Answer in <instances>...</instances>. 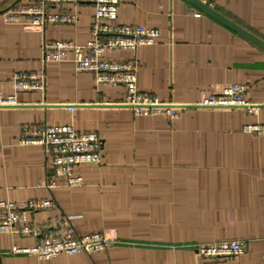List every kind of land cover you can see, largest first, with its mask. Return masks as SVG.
Masks as SVG:
<instances>
[{"label":"crops","instance_id":"crops-1","mask_svg":"<svg viewBox=\"0 0 264 264\" xmlns=\"http://www.w3.org/2000/svg\"><path fill=\"white\" fill-rule=\"evenodd\" d=\"M39 1L0 0V96L16 95V104L0 106V200L52 199V209L30 213L29 221L69 218L79 235L102 233L111 244L42 259L13 252L38 238L0 233V264H202L195 245L226 239L247 241L245 253L227 264H264V132L244 131L264 126V48L187 0H120L115 23L156 28L160 37L106 56L135 60L138 90L180 110L173 118L136 115L119 106L123 84H98L76 69L72 55L45 60L48 42L93 38L92 4L51 7L75 13L73 24L4 20L15 6ZM206 3L264 41V0ZM23 72L42 73L45 89L15 94L13 76ZM235 83L248 85L257 110L183 108ZM59 125L102 139V162L75 169L81 186L52 174L42 146L19 143L26 127ZM51 180L54 187L44 186Z\"/></svg>","mask_w":264,"mask_h":264},{"label":"built area","instance_id":"built-area-1","mask_svg":"<svg viewBox=\"0 0 264 264\" xmlns=\"http://www.w3.org/2000/svg\"><path fill=\"white\" fill-rule=\"evenodd\" d=\"M206 3V0H200ZM89 3L94 7L93 38L85 44L72 41L46 43L45 60L62 62L69 59L78 71L90 72L98 84H123L126 98L121 107L131 108L136 115L180 116L179 107L160 101L157 97L143 93L137 87V62L109 59L113 51H136L140 46L153 45L160 37L156 28L119 25L115 23L120 0H40L34 4H19L3 14L7 23L44 26L47 23L73 24L78 20L69 11L52 12L51 7L67 4ZM202 12L197 13L201 15ZM15 94L24 91L45 89V77L39 72L16 73L13 76ZM248 85L235 83L220 94L212 95L196 107H240L251 112L260 106L252 105L246 98ZM16 104V95L0 96V106ZM182 107V106H181ZM69 109L74 106L69 105ZM186 108V106H183ZM247 133L264 132V126H244ZM21 145H40L53 175L64 177L69 187L81 186L82 176L75 174L76 167L83 164L102 162L103 143L96 132H79L72 125L26 127L19 139ZM44 186L54 187L51 180ZM54 207L52 199L28 201L0 200V233L38 238L35 245L15 248V253L34 254L42 259L54 258L60 254L96 253L106 250L111 240L102 233L79 235L69 218H55L53 221L32 223L31 212H41ZM247 248L246 239H226L195 245L202 264H227L229 258L239 257Z\"/></svg>","mask_w":264,"mask_h":264},{"label":"water","instance_id":"water-1","mask_svg":"<svg viewBox=\"0 0 264 264\" xmlns=\"http://www.w3.org/2000/svg\"><path fill=\"white\" fill-rule=\"evenodd\" d=\"M196 6L202 12L210 15L211 17L217 19L218 21L224 23L228 27L234 29L235 31L241 33L242 35L246 36L248 39L252 40L254 43L259 45L260 47L264 48V41L260 40L259 38L255 37L254 35L250 34L249 32L245 31L244 29L240 28L237 24L230 21L215 9H213L210 5L201 2L200 0H187ZM186 107H196V106H186Z\"/></svg>","mask_w":264,"mask_h":264},{"label":"trees","instance_id":"trees-1","mask_svg":"<svg viewBox=\"0 0 264 264\" xmlns=\"http://www.w3.org/2000/svg\"><path fill=\"white\" fill-rule=\"evenodd\" d=\"M34 212H31V214H33ZM36 213V212H35ZM37 213H39V212H37Z\"/></svg>","mask_w":264,"mask_h":264}]
</instances>
